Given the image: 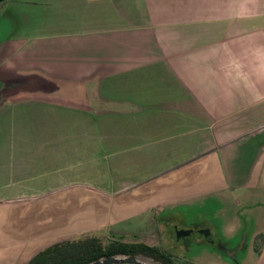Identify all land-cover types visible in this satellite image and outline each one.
Returning <instances> with one entry per match:
<instances>
[{"label":"crops","instance_id":"obj_1","mask_svg":"<svg viewBox=\"0 0 264 264\" xmlns=\"http://www.w3.org/2000/svg\"><path fill=\"white\" fill-rule=\"evenodd\" d=\"M36 1L0 28V252L209 207L264 264V0Z\"/></svg>","mask_w":264,"mask_h":264},{"label":"rangeland","instance_id":"obj_2","mask_svg":"<svg viewBox=\"0 0 264 264\" xmlns=\"http://www.w3.org/2000/svg\"><path fill=\"white\" fill-rule=\"evenodd\" d=\"M37 8L38 2L36 0H0V28H4L6 25L8 32L11 31L10 33L18 31V27L24 25V18L22 17L29 16L32 13L35 14ZM11 18L16 19L12 21ZM35 19L36 18L31 20L28 18L27 20L25 19V21L29 23L35 21ZM32 82L34 83V81ZM2 185L3 182H0V193L4 190ZM6 201L5 198H2L0 202V234H3L4 230H6L7 226H10V224H12V226L19 225L21 219L19 214H15L14 217H12L13 220L10 219L12 216L9 212L10 203ZM196 208L197 207L188 208V210L176 209L173 213L179 214V217L186 220L185 222H175L176 226L180 228H200L207 225L213 229V233L217 236H224V234H226V231H224V229L222 230V228L223 225H225L224 218L227 217V215L223 213L225 211L227 212V210L224 211L223 209L227 208H222V213L218 211V215L212 214V210L209 207ZM184 214H186V216ZM108 216L106 226L104 227L105 229L93 233V236L100 235L96 238L99 239L102 244H106L108 241L114 239L125 242L145 240L141 242L157 245L164 250H171L170 254L174 259L173 264H234L232 261H228L221 257L217 251L210 249L204 244L192 245L184 254L182 248L173 246L172 241L169 240V236L165 232L166 227L169 225L168 219L154 225V219L149 218L148 220L146 217L138 214L121 216L118 219L115 218V220L111 219L113 218L112 214ZM162 219L166 218L163 217ZM9 220L12 221L10 222ZM5 222L7 223L5 224ZM233 242L235 241H229V243ZM254 248L257 249V247ZM20 250H22L21 247L13 246L11 249H8V251L0 252V257H2L0 258V264H15L14 261H18L20 257V261H23V255L19 253ZM242 254L243 250H238L235 255L236 259L239 260ZM248 255L246 264H251L256 258V255L252 251H249ZM139 257L153 261L150 258L143 256Z\"/></svg>","mask_w":264,"mask_h":264},{"label":"trees","instance_id":"obj_3","mask_svg":"<svg viewBox=\"0 0 264 264\" xmlns=\"http://www.w3.org/2000/svg\"><path fill=\"white\" fill-rule=\"evenodd\" d=\"M118 253L140 255L161 264L174 263L172 255L157 245L118 239L102 244L96 237L84 235L55 242L33 254L25 264H83L101 256ZM235 263L238 264L237 261Z\"/></svg>","mask_w":264,"mask_h":264},{"label":"flooded vegetation","instance_id":"obj_4","mask_svg":"<svg viewBox=\"0 0 264 264\" xmlns=\"http://www.w3.org/2000/svg\"><path fill=\"white\" fill-rule=\"evenodd\" d=\"M187 212V211H184ZM186 216V214H184ZM165 217L166 219H162ZM169 225L166 227L165 232L169 236V240L172 241L173 246L176 248H182V252L189 250V247L195 244H204L210 249L215 250L221 257L228 261H232L234 264L238 260L235 255L238 250H245L244 246H239L238 243H229L231 239L224 236H217L213 233V229L207 225L200 228H180L176 226L175 222H185L184 218L179 217L177 213H168L160 216L161 222L167 220ZM164 250V249H163ZM168 253L171 250H164ZM239 264V262H238Z\"/></svg>","mask_w":264,"mask_h":264},{"label":"water","instance_id":"obj_5","mask_svg":"<svg viewBox=\"0 0 264 264\" xmlns=\"http://www.w3.org/2000/svg\"><path fill=\"white\" fill-rule=\"evenodd\" d=\"M131 254H110L98 257L83 264H159ZM142 257V256H141Z\"/></svg>","mask_w":264,"mask_h":264}]
</instances>
